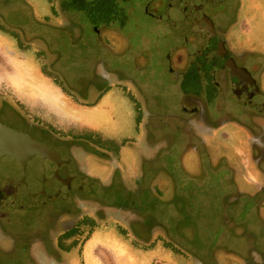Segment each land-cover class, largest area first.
Wrapping results in <instances>:
<instances>
[{
  "label": "flooded vegetation",
  "instance_id": "1",
  "mask_svg": "<svg viewBox=\"0 0 264 264\" xmlns=\"http://www.w3.org/2000/svg\"><path fill=\"white\" fill-rule=\"evenodd\" d=\"M48 1L43 13L47 15L51 11L49 16H55L67 35L73 34L64 28L70 21L82 26L78 33L92 26L98 46L108 55V60H98L104 63L102 66H107L112 75L111 83L101 87L97 99L92 101L74 96L68 88L73 103L80 110L98 113L104 99L117 93L131 107L129 116L137 121L139 135L136 138L119 137L118 132L110 133L95 120L91 125L81 121L75 132L56 134L54 129L27 123L0 106L1 123L47 144L62 157L61 165L48 164L51 178L54 179L57 173L60 177L53 182L52 189L43 187L42 181L29 175L34 163L29 162L24 167L12 158L0 160V264H16L17 258L13 255L16 249L26 256L22 264H99L100 261L93 257L87 258L86 249L97 234H105V230L113 231L127 243L139 245V251H145L147 245L163 243L148 232L142 217L134 219L136 213L153 210L157 205L154 202H161L156 197L149 199L146 194L142 195V190L152 192L157 188L163 195L169 192L160 181L161 177L144 164L157 160L165 136L158 132V127L148 125L145 117L146 99H153L147 94V88H154L153 83L161 76L169 74L173 83L180 84L183 91L181 112L185 115L180 114L193 124L195 119L201 118L207 126L203 127L208 132L205 136L210 137L228 125L240 133L241 142L249 146L248 166L243 169L236 164L231 166L223 146L219 155L230 169L248 173V169L256 170L253 165L264 162V153L258 152V148L264 150V0ZM132 9L138 10L140 26L148 23L150 27L145 38H141L135 29ZM86 19L94 24H89ZM82 20L87 23L82 25ZM4 34L14 39L9 46L2 44L7 55L25 60L17 53L39 54L41 67H49L48 73L42 69L43 74L55 84H64L59 74L62 54L54 38L46 41L45 36L34 38L38 36L34 34L26 39L13 30ZM59 35L61 33L57 38ZM103 37L108 44H103ZM33 40L38 41L33 43ZM125 57L132 66L126 69L129 81L134 80L130 82L132 88L123 84L121 76L126 72L115 63L117 60L124 62ZM166 66H169L168 71ZM58 87L65 94V88ZM185 101L191 104L187 106ZM149 105L154 109L156 104ZM101 108L108 111L110 106ZM170 108L173 110V105ZM248 127H253L255 133ZM183 129V145L195 143L198 135L204 134H198L194 129L186 133ZM198 142L204 147L201 157L212 161L208 151L212 153L214 142L203 139ZM234 154L235 160L243 158L237 147ZM130 155L140 162L130 165L126 160ZM159 155L162 160V153ZM4 160L14 167L3 168ZM196 162L200 167L201 159ZM256 168V175H264V167H259L261 171L258 166ZM9 180L22 182L15 186ZM251 181H255L258 194L264 198V182ZM62 192L65 196H58ZM28 214L33 221L26 222L20 217L26 222L23 229L10 227L14 216L19 219V215L28 217ZM34 221H39L42 229L36 228ZM179 241L168 242L177 256L174 264H195L194 258L179 246L183 245ZM96 247L97 251L103 250L102 246ZM107 260H114L111 264H135L136 259L128 252L124 256H109Z\"/></svg>",
  "mask_w": 264,
  "mask_h": 264
},
{
  "label": "rangeland",
  "instance_id": "2",
  "mask_svg": "<svg viewBox=\"0 0 264 264\" xmlns=\"http://www.w3.org/2000/svg\"><path fill=\"white\" fill-rule=\"evenodd\" d=\"M48 3V0H0V44L9 46L14 43L13 38L4 34L10 30L23 34L26 39L34 34H38L34 38L45 36L46 41L54 38L58 43L60 54H62L59 62V74L64 84H49L48 86L54 88L57 94H46L41 92L42 87L38 88L43 85L40 82L34 83L31 79L22 80L28 93L34 92V94L45 98L44 101L36 102L34 106L27 105L26 101L19 98L16 91L2 86L0 87V106L4 107L6 112L28 121L27 123L54 129L56 134L75 132L77 124L81 121L91 125L92 120H95L107 131H111L110 133L118 132L116 134H119V137L136 138L139 135L136 128L138 127L137 121L133 116H129L132 109L123 96L115 93L105 98L100 106L106 105L110 108L107 111L100 107L101 110L98 113L80 110L73 103V99L69 97L68 88L74 92V96L80 99L89 101L97 99L99 89L104 88L108 82L111 83L112 75L106 69L107 66H102L104 63L101 64L98 60H108V55L104 52L103 47L98 46V38L92 26L85 27L86 30L83 28L78 33V29H82V26L79 27L70 21L64 28L68 31L71 30L73 34L67 35V31L62 30L63 28L55 16L54 18L49 16L51 11L47 15L43 13V9ZM137 11L135 9L130 11L134 17L133 24L137 25L135 29L138 34L142 35L141 38H145L149 34L150 27L147 25L148 23H141L140 26ZM86 21L89 24H94L90 19H86ZM87 22L82 20L80 23L83 25ZM59 33L61 35L57 38ZM33 41V43H37L38 40ZM102 41L103 44H108L105 37L102 38ZM17 54H22L26 58L25 60L37 68L42 64L38 61L40 55L35 52H19ZM115 63L117 67L126 72V75L122 74L121 76L125 82L123 84L132 88L130 82H134V80L129 81L126 71L132 67L128 65V58L125 57L124 62L117 60ZM42 69L45 70V73L49 72V67ZM166 69L168 71L169 66H166ZM168 75L157 79L158 81L153 83L154 88H147V94L152 95L153 99H146V120L148 125L152 124V127H158V132L164 133L165 136L161 141L162 150L159 149V153H162V160L159 159L160 155L157 153L159 157L157 160L144 164L152 169L153 174L161 177L160 181L169 188V192L163 195L157 188L152 192L142 190V195L146 194L149 199L156 197L161 202H154L157 205H154L153 210H142L136 213L137 216L134 218L142 217V221L146 222L148 232L150 231L149 233L163 243H153L147 245L145 251H139V245L123 241L122 237L116 236L112 229H109L112 232L105 230V234H97L88 244L87 258L93 257L100 261L99 264H111L114 260L108 261L109 256H124L130 252L135 256V264H144V262L146 264H174L177 256L172 253L170 243L180 240L179 242L183 245L179 246H183L186 254L190 258H194L195 264H229L226 259L235 264H264V198L260 193L258 194L255 181H251L255 179L264 182L263 174L256 175V166L263 168L264 162L253 165L256 170L248 169V173L230 169L226 160L221 159L220 149L225 146L224 150L229 156L231 166L236 164L243 169L248 166L246 159L250 157L248 156L250 152L247 149L249 146L241 142L240 133L235 131L236 128L232 125L217 131L216 134H209V137L205 136V132H208L203 127L207 126L203 125L204 123L200 121L201 118L195 119V124L186 121L187 118L181 115H185L181 112L183 107L181 104L182 88L180 84L173 83L172 78ZM58 86L65 88V94ZM186 102L187 106L191 104ZM150 103L156 104L153 106L154 109L150 108ZM170 105H173V110ZM182 129L186 133L192 132L191 129L197 130L198 134L204 133L198 135V140L214 142L215 147L212 149V153L208 151L212 161L209 162L205 157H201L204 147L199 144L198 140L195 139V143L191 145L182 144L184 139ZM248 129L253 131V127H248ZM256 136L259 137L258 134ZM235 147L241 149L243 158L234 159ZM262 150L258 148V152L264 153ZM166 151L167 154H165ZM187 156L189 158H186ZM199 158L201 163L200 167H197L196 161ZM126 160L132 166L140 162V159L138 162L132 155L126 156ZM1 164H3V168L14 167L8 160H4ZM260 168L259 171H261ZM3 170L5 171V169ZM34 170L32 167L29 169L30 176H35ZM249 174L251 178H249ZM18 217L19 219L14 216V222L10 225L16 230L23 229L25 226L23 223L33 221L30 214L28 217L20 215ZM20 217L26 222L20 220ZM39 224V221L35 222L34 226L42 229L43 226ZM97 245L98 247L102 246L103 250L101 251L99 248L97 251ZM121 245L129 248L128 251L119 249ZM13 255L17 258L16 264H22V259L26 257L18 249ZM95 256H99L100 259L98 260ZM179 261L186 262L183 259H179Z\"/></svg>",
  "mask_w": 264,
  "mask_h": 264
},
{
  "label": "water",
  "instance_id": "3",
  "mask_svg": "<svg viewBox=\"0 0 264 264\" xmlns=\"http://www.w3.org/2000/svg\"><path fill=\"white\" fill-rule=\"evenodd\" d=\"M234 70L239 71L236 68ZM4 158H12L24 167L29 162L34 163V177L42 181L43 187L52 189L53 182H56L60 178L57 173L54 177L56 180L52 179L51 173L48 171V164L50 162L57 165H61L62 163V157L57 151L47 144L33 139L29 134L0 122V160ZM9 182L12 185L18 186L22 181L15 182L14 180H9ZM58 196L65 195L62 192Z\"/></svg>",
  "mask_w": 264,
  "mask_h": 264
},
{
  "label": "crops",
  "instance_id": "4",
  "mask_svg": "<svg viewBox=\"0 0 264 264\" xmlns=\"http://www.w3.org/2000/svg\"><path fill=\"white\" fill-rule=\"evenodd\" d=\"M35 67L28 60L7 55L4 47L0 44V87L6 86L16 91L19 98L26 101L29 106H34L36 102L44 101L45 98L34 94V92L28 93L22 80L31 79L34 83L40 82L43 84L38 87H42L41 92L57 94L54 88L48 86L54 82L43 74L42 67L38 66L36 69Z\"/></svg>",
  "mask_w": 264,
  "mask_h": 264
}]
</instances>
